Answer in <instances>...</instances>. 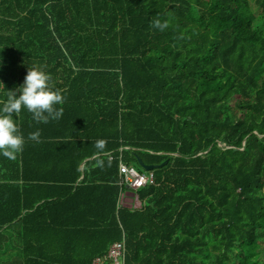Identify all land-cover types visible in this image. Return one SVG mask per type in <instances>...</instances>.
I'll return each mask as SVG.
<instances>
[{"label": "trees", "instance_id": "1", "mask_svg": "<svg viewBox=\"0 0 264 264\" xmlns=\"http://www.w3.org/2000/svg\"><path fill=\"white\" fill-rule=\"evenodd\" d=\"M34 66L66 101L0 154V264H264V0H0V101Z\"/></svg>", "mask_w": 264, "mask_h": 264}, {"label": "clouds", "instance_id": "2", "mask_svg": "<svg viewBox=\"0 0 264 264\" xmlns=\"http://www.w3.org/2000/svg\"><path fill=\"white\" fill-rule=\"evenodd\" d=\"M167 20L159 17L152 21V27L164 31L169 27ZM3 84V83H0ZM66 97L61 90L52 84V77L42 67L28 68L23 84L6 91V99L0 101V154L9 160H15L22 153L26 143L24 134L20 130L15 117H19L23 110L32 114L37 123H48L50 120H59L63 115V105ZM41 132L37 130L29 133L27 139L36 143L41 142ZM106 142L98 140L95 147L99 152L105 149ZM98 163L103 166L102 161Z\"/></svg>", "mask_w": 264, "mask_h": 264}, {"label": "built area", "instance_id": "3", "mask_svg": "<svg viewBox=\"0 0 264 264\" xmlns=\"http://www.w3.org/2000/svg\"><path fill=\"white\" fill-rule=\"evenodd\" d=\"M107 158H111L109 153H107ZM117 175L118 183L130 189H137L152 181V172L150 170L140 172L134 166L127 165L121 161L117 165ZM123 256L124 248L122 240L114 241L109 244L102 256L92 259V264H103L105 262H109V264H126Z\"/></svg>", "mask_w": 264, "mask_h": 264}, {"label": "crops", "instance_id": "4", "mask_svg": "<svg viewBox=\"0 0 264 264\" xmlns=\"http://www.w3.org/2000/svg\"><path fill=\"white\" fill-rule=\"evenodd\" d=\"M81 166H82V164H80L79 165V168L81 169ZM60 171V170H59ZM58 171V172H59ZM2 172V171H1ZM51 172H57V171H54V170H51ZM25 174V173H24ZM30 174H35V171H26V175L30 178ZM81 177H82V173H80L79 174V176H78V178H77V181L78 180H80L81 179ZM31 182H28L27 184H29V185H32L33 187H35V185H37L38 187H41V186H39V184H35L34 182H32V181H35V180H30ZM61 183V182H60ZM50 185H53L54 186V184H50ZM42 188V187H41ZM32 193V192H31ZM35 193V192H34ZM33 193V194H34ZM28 197H30V194H29V196ZM0 249H1V246H0ZM1 251V250H0ZM7 251H5L4 250V254L6 253ZM10 252H13V249L10 251ZM8 253V252H7ZM5 255H7V254H5ZM4 255V259H0V262H6V256ZM0 257H3V256H0Z\"/></svg>", "mask_w": 264, "mask_h": 264}, {"label": "water", "instance_id": "5", "mask_svg": "<svg viewBox=\"0 0 264 264\" xmlns=\"http://www.w3.org/2000/svg\"><path fill=\"white\" fill-rule=\"evenodd\" d=\"M137 162H138V165H139L140 167H142L144 170H151V169H153V168H155V167H157V166L162 165L165 161L161 162L160 164L146 165V164H143V163L140 161L139 158H137Z\"/></svg>", "mask_w": 264, "mask_h": 264}, {"label": "rangeland", "instance_id": "6", "mask_svg": "<svg viewBox=\"0 0 264 264\" xmlns=\"http://www.w3.org/2000/svg\"><path fill=\"white\" fill-rule=\"evenodd\" d=\"M132 205L135 207L139 205L138 201L135 198L133 199Z\"/></svg>", "mask_w": 264, "mask_h": 264}]
</instances>
